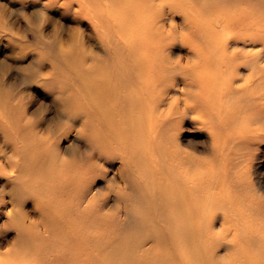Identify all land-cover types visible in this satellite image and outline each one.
I'll return each mask as SVG.
<instances>
[{"label": "bare ground", "instance_id": "6f19581e", "mask_svg": "<svg viewBox=\"0 0 264 264\" xmlns=\"http://www.w3.org/2000/svg\"><path fill=\"white\" fill-rule=\"evenodd\" d=\"M65 1L91 20L102 52L94 54L71 38L48 53L75 75L77 110L95 117L98 149L111 159L119 156L138 173L133 188H143L155 203L152 218L141 222L146 231L142 243L119 244L111 233L104 240L98 228L102 216L93 213L92 199L79 193L77 200L43 207V214L52 216V228H39L23 216L20 251L0 258V264H32L29 256L38 250L64 264H264V200L250 190L233 201L224 169L209 165L196 170V157L180 138L186 121L206 128L199 117L208 107L219 113L221 123L228 115L229 121L246 120L233 99L238 89L230 75L239 60L226 45V32L234 26L231 15L196 0ZM254 7L237 6L234 21L254 29V15L243 21ZM177 42L187 46L184 61L170 55ZM225 134L231 144L239 136L235 130ZM214 136L209 144L219 151L225 139L218 142ZM231 171L238 179L233 164ZM77 180L64 175L58 188L66 194L75 190ZM218 219L220 228L214 230ZM61 228L67 230L64 236ZM52 233L58 246L47 252V241L41 245L39 236L47 240ZM140 246L144 249L138 253ZM220 249L226 251L222 260ZM43 258L38 255L33 264Z\"/></svg>", "mask_w": 264, "mask_h": 264}, {"label": "rangeland", "instance_id": "374dc122", "mask_svg": "<svg viewBox=\"0 0 264 264\" xmlns=\"http://www.w3.org/2000/svg\"><path fill=\"white\" fill-rule=\"evenodd\" d=\"M196 1L211 4V11L222 7L231 15L234 26L226 32V45L239 60L230 75L233 86L238 89L233 99L239 101L237 107L247 116L243 124L240 119L229 121V115L221 123L219 113L208 107L202 111L204 116L199 117L206 128L199 122L186 121L181 141L195 155L196 170L207 169L209 165L224 169L233 201L250 190L264 200V0ZM249 3L255 7L243 21L254 15V29L243 28L244 24L234 21L240 14L236 7ZM176 22L181 26L180 19ZM252 37L255 40L251 42ZM71 38L79 40L94 54L102 52L91 20L77 6L65 0H0L2 259L20 251L19 226L23 216L39 228H52V216H45L43 207L60 204L64 199L77 200L79 193L88 200L91 198L93 213L96 215L97 210L102 216L100 226L97 223L95 229L99 226L103 230L104 240L111 233L119 244L142 243L146 231L141 222L152 218L155 203L144 196L143 188H133L138 173L123 164L119 156L111 159L98 149L95 141L98 132L93 127L95 117L84 116L77 110L80 93L75 75L67 70L64 62H57L48 53L49 47L53 50L65 47ZM181 45L177 42L170 50L174 60L184 61L188 50ZM233 130L239 136L231 144L225 133ZM213 134L218 142L225 139L219 143V151L211 150L209 142ZM232 164L239 172L237 177L241 183L233 178ZM64 175L78 178L75 190L66 194L58 188ZM219 228L220 219L214 223V230ZM63 230L60 236L67 233ZM27 234L35 235L29 230ZM55 235L49 234L47 240L39 236L41 245L47 241L45 251L52 252L58 246L53 242ZM143 249L140 246L137 252ZM225 253L220 249L218 260L224 259ZM41 254L44 258L39 264H64L55 259L56 255L41 250L30 254L29 261L33 264Z\"/></svg>", "mask_w": 264, "mask_h": 264}]
</instances>
